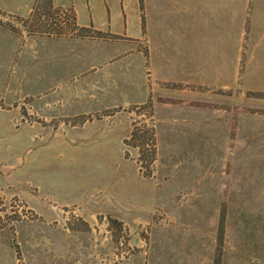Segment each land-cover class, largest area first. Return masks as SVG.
<instances>
[{
    "label": "rangeland",
    "instance_id": "1",
    "mask_svg": "<svg viewBox=\"0 0 264 264\" xmlns=\"http://www.w3.org/2000/svg\"><path fill=\"white\" fill-rule=\"evenodd\" d=\"M0 264H264V0H0Z\"/></svg>",
    "mask_w": 264,
    "mask_h": 264
}]
</instances>
